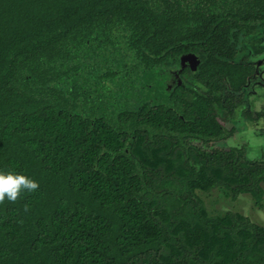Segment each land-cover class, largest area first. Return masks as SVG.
Wrapping results in <instances>:
<instances>
[{
	"label": "trees",
	"instance_id": "16d2710c",
	"mask_svg": "<svg viewBox=\"0 0 264 264\" xmlns=\"http://www.w3.org/2000/svg\"><path fill=\"white\" fill-rule=\"evenodd\" d=\"M132 2L0 0V171L38 182L0 201V264H264V230L199 195L258 204L264 165L190 161L200 112L141 92L135 57L107 46L132 42Z\"/></svg>",
	"mask_w": 264,
	"mask_h": 264
},
{
	"label": "flooded vegetation",
	"instance_id": "af4514ba",
	"mask_svg": "<svg viewBox=\"0 0 264 264\" xmlns=\"http://www.w3.org/2000/svg\"><path fill=\"white\" fill-rule=\"evenodd\" d=\"M132 1L135 23L123 28L133 32L132 42L120 38V29L119 44L107 46L135 57L132 77L141 92L152 87L157 102L182 93L187 116L199 118L200 112L203 133L191 130L181 139L193 151L190 161L222 155L226 160L219 163L234 164L249 177L255 163L264 165V0ZM149 50L158 54L153 63L142 59ZM198 103L202 112L191 107ZM241 196L249 195L232 201ZM229 213L264 230L239 212L222 217Z\"/></svg>",
	"mask_w": 264,
	"mask_h": 264
},
{
	"label": "rangeland",
	"instance_id": "374dc122",
	"mask_svg": "<svg viewBox=\"0 0 264 264\" xmlns=\"http://www.w3.org/2000/svg\"><path fill=\"white\" fill-rule=\"evenodd\" d=\"M256 141L258 140L256 139ZM199 195L208 216L222 217L226 212H239L253 224L264 226V198L261 205L258 206L249 196H241L237 201H232L227 193L220 190H215L207 195L199 193Z\"/></svg>",
	"mask_w": 264,
	"mask_h": 264
},
{
	"label": "clouds",
	"instance_id": "9594fccd",
	"mask_svg": "<svg viewBox=\"0 0 264 264\" xmlns=\"http://www.w3.org/2000/svg\"><path fill=\"white\" fill-rule=\"evenodd\" d=\"M38 182L25 174L13 171H0V201H15L25 190L31 192Z\"/></svg>",
	"mask_w": 264,
	"mask_h": 264
}]
</instances>
